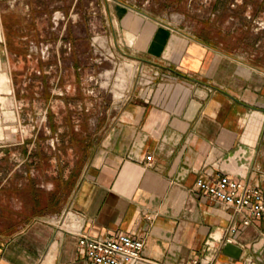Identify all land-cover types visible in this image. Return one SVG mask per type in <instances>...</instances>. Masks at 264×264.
Returning a JSON list of instances; mask_svg holds the SVG:
<instances>
[{
	"label": "crops",
	"instance_id": "1",
	"mask_svg": "<svg viewBox=\"0 0 264 264\" xmlns=\"http://www.w3.org/2000/svg\"><path fill=\"white\" fill-rule=\"evenodd\" d=\"M153 1L162 2L161 14L194 2ZM1 3L3 140L2 119L14 120L18 100L7 64L10 13ZM12 7L10 16L19 21L21 12ZM24 7L30 19L33 7ZM209 7L196 35L168 16L114 3L111 18L137 61L131 97L101 119L96 138L74 125L76 135L91 136L74 146L90 151L76 177L57 167L48 183L41 177L46 162L30 163L39 148L22 133L6 139L3 147L15 148L0 156L23 160L9 175L0 172V264H86L81 235L119 234L143 240L142 264H264V221L244 226L246 213L196 186L200 177L214 183L228 175L264 194V0H211ZM29 26L30 37L21 38L30 44L27 57L33 54ZM64 212L70 214L59 223ZM226 242L242 248L239 260L223 255Z\"/></svg>",
	"mask_w": 264,
	"mask_h": 264
},
{
	"label": "rangeland",
	"instance_id": "2",
	"mask_svg": "<svg viewBox=\"0 0 264 264\" xmlns=\"http://www.w3.org/2000/svg\"><path fill=\"white\" fill-rule=\"evenodd\" d=\"M118 1L143 14L168 16L179 29L195 34L211 4V0H194L190 5H180L179 12L172 9L161 14L162 2L153 0H2L4 14L11 15L13 5L21 14L19 21L7 16L10 20L5 27L9 77L18 102L13 98L14 120L2 119L5 139L0 140V152L15 148L3 147L9 145L6 139L11 133H22L31 148L41 151L31 155L30 163L34 165L39 157L46 162L41 177L48 183L57 174V167L58 174L66 176L70 172L68 175L76 177L87 162L90 151L74 146L91 136L76 135L74 125L81 132L89 130L96 138L101 119L131 97L137 61L124 46L116 29L118 22L111 18L112 6ZM28 2L33 7L30 19L23 15ZM167 2L172 7V2ZM29 25L31 57H27L29 41L21 39L30 37L26 31ZM10 51L21 52L23 58L16 59ZM22 160V156L1 155V176L9 175Z\"/></svg>",
	"mask_w": 264,
	"mask_h": 264
},
{
	"label": "built area",
	"instance_id": "3",
	"mask_svg": "<svg viewBox=\"0 0 264 264\" xmlns=\"http://www.w3.org/2000/svg\"><path fill=\"white\" fill-rule=\"evenodd\" d=\"M140 74L145 78V84L150 86L152 79L147 78L143 72ZM147 159L152 160L151 157ZM196 186L203 194L232 208L235 213H246L244 226H249L254 219L264 221V194L258 186L236 181L228 175L214 183L200 177L196 181ZM69 214L70 212H64L59 223ZM72 228L74 229V226ZM144 246L142 239L128 234L109 238L81 235L78 241L79 253L84 257L86 264H142L145 262L142 258Z\"/></svg>",
	"mask_w": 264,
	"mask_h": 264
},
{
	"label": "water",
	"instance_id": "4",
	"mask_svg": "<svg viewBox=\"0 0 264 264\" xmlns=\"http://www.w3.org/2000/svg\"><path fill=\"white\" fill-rule=\"evenodd\" d=\"M241 254H242V248H239L237 245H235L232 242H226L223 248L224 256H229L234 260H239L242 256Z\"/></svg>",
	"mask_w": 264,
	"mask_h": 264
},
{
	"label": "bare ground",
	"instance_id": "5",
	"mask_svg": "<svg viewBox=\"0 0 264 264\" xmlns=\"http://www.w3.org/2000/svg\"><path fill=\"white\" fill-rule=\"evenodd\" d=\"M129 67V66H128ZM123 74V73H122ZM122 77H123V75H122ZM124 78V77H123Z\"/></svg>",
	"mask_w": 264,
	"mask_h": 264
}]
</instances>
